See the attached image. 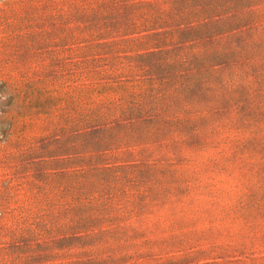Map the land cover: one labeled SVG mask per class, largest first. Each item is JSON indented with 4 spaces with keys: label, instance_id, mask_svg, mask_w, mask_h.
<instances>
[{
    "label": "rangeland",
    "instance_id": "374dc122",
    "mask_svg": "<svg viewBox=\"0 0 264 264\" xmlns=\"http://www.w3.org/2000/svg\"><path fill=\"white\" fill-rule=\"evenodd\" d=\"M0 264H264V0H0Z\"/></svg>",
    "mask_w": 264,
    "mask_h": 264
}]
</instances>
